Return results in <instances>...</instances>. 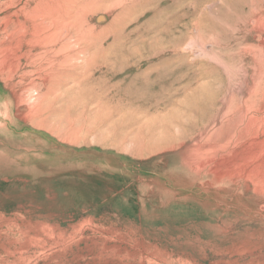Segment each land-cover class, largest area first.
Instances as JSON below:
<instances>
[{
  "label": "rangeland",
  "instance_id": "374dc122",
  "mask_svg": "<svg viewBox=\"0 0 264 264\" xmlns=\"http://www.w3.org/2000/svg\"><path fill=\"white\" fill-rule=\"evenodd\" d=\"M0 264H264V0H0Z\"/></svg>",
  "mask_w": 264,
  "mask_h": 264
},
{
  "label": "bare ground",
  "instance_id": "6f19581e",
  "mask_svg": "<svg viewBox=\"0 0 264 264\" xmlns=\"http://www.w3.org/2000/svg\"><path fill=\"white\" fill-rule=\"evenodd\" d=\"M262 27V26H261ZM260 30V29H259ZM263 109V108H262ZM260 113V112H259Z\"/></svg>",
  "mask_w": 264,
  "mask_h": 264
}]
</instances>
